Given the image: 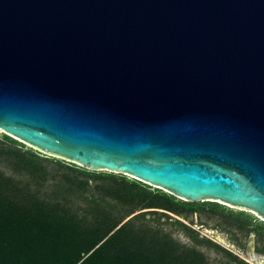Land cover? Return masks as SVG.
<instances>
[{
  "label": "water",
  "instance_id": "obj_1",
  "mask_svg": "<svg viewBox=\"0 0 264 264\" xmlns=\"http://www.w3.org/2000/svg\"><path fill=\"white\" fill-rule=\"evenodd\" d=\"M0 131L264 219V0H0Z\"/></svg>",
  "mask_w": 264,
  "mask_h": 264
},
{
  "label": "trees",
  "instance_id": "obj_2",
  "mask_svg": "<svg viewBox=\"0 0 264 264\" xmlns=\"http://www.w3.org/2000/svg\"><path fill=\"white\" fill-rule=\"evenodd\" d=\"M1 162L12 175L0 169V264H212L196 247L147 225L148 215L166 216L157 210L179 213L189 206L172 195L43 157L7 135L0 139ZM143 210L151 211L125 222ZM233 216L259 226L242 213ZM187 236L214 247L223 264H249L196 233Z\"/></svg>",
  "mask_w": 264,
  "mask_h": 264
},
{
  "label": "rangeland",
  "instance_id": "obj_3",
  "mask_svg": "<svg viewBox=\"0 0 264 264\" xmlns=\"http://www.w3.org/2000/svg\"><path fill=\"white\" fill-rule=\"evenodd\" d=\"M4 132L0 131V139L4 137ZM18 141V140H16ZM21 145H24L25 150L32 149L34 151H38L34 148H31L30 146L23 144L22 142L18 141ZM39 152V151H38ZM41 153V152H40ZM43 157L49 158V159H57L60 161H63L59 158H55L50 155H46L44 153H41ZM69 163V162H68ZM78 168H82L79 166H76ZM0 169L4 172H6L8 175H12V171L9 167L5 165L4 162H1ZM84 169V168H83ZM109 173V172H107ZM115 175H122V174H115ZM125 176V175H122ZM129 179H133L129 176H126ZM137 181V180H136ZM142 183V182H140ZM144 184V183H143ZM146 186H149L146 184ZM151 190L153 191H163L164 193H167L168 195H171L168 191L161 190L159 188H156L154 186H149ZM174 197V196H173ZM176 201L179 203H186L184 200H181L179 198H176ZM215 203V202H214ZM194 206H198V214L197 217L191 216L189 217V220L186 221L189 225H192L196 229L200 230L202 233L206 234L204 229H210L215 230L216 234L221 235L225 240L229 243H220L225 248L231 250L234 252L238 257L243 259L249 264H260L259 260H262L264 264V254L261 253L262 250H264V220L260 218L257 214L251 212L242 210L233 206H229L227 204L220 203L218 204V208L215 206H211L212 204H205L203 202H199L196 204H191ZM151 211V210H143V211H137L133 215H138L142 212ZM161 214L158 218H150L149 216L146 217L147 219V225L150 227H153L154 229H160L162 232L169 234L172 239L179 242L181 245L186 246H193V241L187 236L186 233L182 232L175 224L168 223L165 219L168 214L172 215V213H169L164 210H157ZM242 213L248 217H250L255 224L259 223L258 225H246V222L242 218H237L234 215ZM129 219V218H128ZM127 220V219H126ZM262 225V226H261ZM210 238L214 239L211 235H208ZM230 244H234L236 247H232ZM249 246L254 247L255 251L249 252ZM202 252L206 253L208 257L210 258V261L212 264H223L226 263L227 260L225 257L218 255L214 250L205 248V247H199Z\"/></svg>",
  "mask_w": 264,
  "mask_h": 264
},
{
  "label": "flooded vegetation",
  "instance_id": "obj_4",
  "mask_svg": "<svg viewBox=\"0 0 264 264\" xmlns=\"http://www.w3.org/2000/svg\"><path fill=\"white\" fill-rule=\"evenodd\" d=\"M189 204V206L185 209H182L179 213H172V215H169L165 218V219H162V220H166L168 223H173L175 224L176 222H180L182 223L183 225H185L189 230L188 232L190 233H196L199 235V238L201 240H205V241H211L212 243H214L215 245H218L220 247H222L223 249H226L230 252H232L231 250L225 248L223 245H221L220 243H218L217 241L221 242V243H226V244H229L225 238H223L221 235H218L216 234L215 230H210V229H204L202 228V230H204L206 232V234L202 233L200 230L196 229L195 227H193L192 225H189L188 223H186V221L189 220V217L190 215L191 216H195L197 217V212H198V206H194V205H191V204H196V203H189V202H186ZM204 203V202H203ZM219 204V203H218ZM212 206V205H211ZM171 213V212H169ZM136 215H132L130 218L134 217ZM150 218H156L155 216H152V215H148ZM176 225V224H175ZM177 226V225H176ZM182 232L186 233L188 235V232L186 230H184L183 228H181L180 226H177ZM208 235H211L214 239L210 238ZM194 245L193 246H189V247H196L197 249L199 247H205V248H209V249H212L214 250L218 255H220L216 249L212 246H209L207 244H195L193 243ZM232 247H236L234 244H230ZM251 247V246H249ZM253 248V251H255V248ZM199 251H201L200 249H198ZM202 252V251H201ZM206 257H208V255H206V253L202 252ZM233 254H235L234 252H232ZM236 255V254H235ZM237 256V255H236ZM209 258V257H208ZM210 260V258H209Z\"/></svg>",
  "mask_w": 264,
  "mask_h": 264
},
{
  "label": "bare ground",
  "instance_id": "obj_5",
  "mask_svg": "<svg viewBox=\"0 0 264 264\" xmlns=\"http://www.w3.org/2000/svg\"><path fill=\"white\" fill-rule=\"evenodd\" d=\"M261 218V217H260ZM264 220V219H263ZM259 262H260V264H262L263 263V261L262 260H259Z\"/></svg>",
  "mask_w": 264,
  "mask_h": 264
}]
</instances>
